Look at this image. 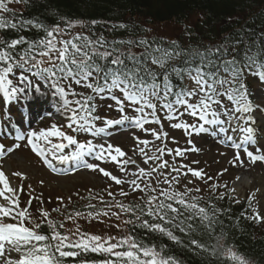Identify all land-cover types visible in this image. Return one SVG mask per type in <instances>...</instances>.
I'll return each mask as SVG.
<instances>
[{"label": "snow or ice", "instance_id": "1", "mask_svg": "<svg viewBox=\"0 0 264 264\" xmlns=\"http://www.w3.org/2000/svg\"><path fill=\"white\" fill-rule=\"evenodd\" d=\"M20 5L24 7H14ZM34 7L36 0H0V137L12 135L15 141L10 146L0 143V159L23 143L53 171V160L61 164L75 162L98 171L117 186L127 184L132 194L141 195L139 202L123 203L107 191L110 200L99 197L103 207L89 203L86 213H74L75 217L97 222H103L100 217L121 220L127 216L122 220L128 227L126 236L89 234L79 227L62 233L59 229L64 224L52 220L48 211L41 208L39 220L32 218L29 208L33 197L27 207H20L23 186H12L0 165V264H67L69 259L72 264H182L174 254H167L168 245L150 243L134 234L136 229L145 235L159 234L197 255L206 253L220 264H250L231 246L221 243L222 231L215 235L217 225H222L220 216L227 210L217 207L212 196L223 200L235 188L209 184L215 178L203 169L177 165L175 160L169 163L164 157L184 158L188 152H198L192 137L210 136L234 150L230 161L233 166L242 162L241 152L252 162L264 161V146L260 144L264 124L257 115L264 117V104L253 100L255 91L248 87L249 77L264 85V30L241 29L212 45L183 46L173 40L165 46L163 41L134 33L127 38L97 33L96 20L88 24L61 16L49 24L40 16L24 15ZM78 27L82 31H75ZM118 29L127 30V25L111 24L106 31ZM49 101H55L59 124L53 122L36 130L14 122L15 105L23 102L31 107ZM102 108L119 113V118L101 115ZM45 115L53 113L47 109ZM163 121L169 128L183 132L188 147H168L169 133ZM150 124L158 128L147 127ZM125 125L152 137L132 136L133 155L142 158L143 167L119 146L96 142L110 129ZM171 142L178 144L175 137ZM87 157L113 163L123 175H114L100 163H89ZM12 175L27 178L19 171ZM189 175L208 185L207 199L200 195L201 188L189 187L194 183L192 179L180 190L182 180ZM219 187L227 192L217 194ZM118 194L127 197L129 192L121 187ZM253 198L254 194L248 197L249 204ZM57 200L62 203L63 198ZM202 200L205 203L201 204ZM242 215L264 222L256 209L251 217L246 212ZM65 219L72 220L73 214ZM45 226L47 234L42 231ZM114 226L120 229L119 224ZM201 229L215 242L206 244L191 238L185 244L176 234L191 237ZM89 253L104 259H87Z\"/></svg>", "mask_w": 264, "mask_h": 264}, {"label": "rangeland", "instance_id": "2", "mask_svg": "<svg viewBox=\"0 0 264 264\" xmlns=\"http://www.w3.org/2000/svg\"><path fill=\"white\" fill-rule=\"evenodd\" d=\"M14 7L21 8V6ZM201 23L202 16L200 14H195L184 24H176L173 22L146 24V37L160 38L168 41L182 40L185 42L187 38L189 39V37H191V32H193L192 29L196 25L201 26ZM75 31H82V29L78 27ZM194 32L197 33V31ZM218 41L219 40L215 43ZM249 80L251 81L249 87L252 91H255L253 100L256 103L264 104V85H260L253 81L251 77H249ZM105 103H111V101H105ZM54 110H56V108ZM100 114H107L109 118L113 119L119 118V113L115 111L106 112V109L103 108L101 109ZM257 115L259 116V114ZM258 118L264 122V117L259 116ZM53 122L59 124L60 119L55 118L54 116L47 120L44 119L38 122L37 125L39 127L36 125L37 130L41 127H49ZM163 123L165 130L169 133L168 147H188L186 138L181 130H173L169 128L167 121H163ZM147 127L158 128L157 125L151 124L147 125ZM133 133L141 139H152L151 136H146L143 132L131 128L130 126H123L121 128L114 127L109 130L108 137L114 146H119L125 153H127V157L135 159L137 163L143 167L142 158L138 154L133 155V149L135 146V141L132 138ZM171 137H175L178 144L172 143ZM80 139H84V137H80ZM192 140L195 147L200 149L198 152H188L184 158H177L174 156H165L164 158L168 160L169 163H172L175 160L177 165L183 163L192 168L203 169L207 176L215 178L214 180L209 181V184H227L229 189L233 188L235 176H244L251 178V180L254 179V183L243 185L239 190H235L234 193L226 195L223 200H218L220 202L225 200L233 204L235 203L236 205L243 204L244 210H248L251 215L253 214V209H256L261 216H264V191L261 190V186H256L257 183L255 182V179L262 178L264 183V167H262L260 162H251V160L241 152L242 162H237L236 166H233L230 163L234 156V150L232 148L224 147L220 143H215V139L210 136H193ZM0 141L5 146L12 145V142L10 143L8 138L1 137ZM260 142V144L264 146V140H260ZM155 143L157 145L160 144L159 141H156ZM221 153H224V155H221ZM4 160L0 162V165H3L4 171L8 176L11 185L17 188L21 185L23 186V192L19 193L20 207H27L29 198H34L31 207L29 208V212L33 219L39 220L40 214L38 210L42 208L50 213V218L52 220L64 224V227L59 229L62 233H68L69 230L74 231L79 227L82 232L101 236L128 235V227L122 223L123 219L128 218L127 216H122L121 220H116L115 217L110 219L108 217H100L99 220L103 222H97L95 219H85L83 217H75L74 215L77 211L86 213L88 209L85 206L89 203L96 205L97 208L103 207L99 203V197L103 196L105 200H110L107 196V191L116 194L115 199L123 203L139 202L138 197L141 193L137 192L132 194L127 184L117 186L98 171H91L82 168L72 170L71 172L62 169L59 173H52L47 169H44L43 166L33 158L28 147H25L24 145L15 150L14 153L6 156ZM193 161H199V163L193 164ZM90 162L100 163L92 159H90ZM100 166L112 172L114 175H123L113 163H100ZM128 167L133 171L135 170L134 165H129ZM223 169H227V171L224 172L223 175H217ZM17 171L24 173L27 178L22 180L20 177L13 176L12 173ZM129 179H131V177H129ZM188 179L194 181L193 184L189 185L190 188L199 187L202 189L200 195H203L205 198L209 196L208 185L202 180H196L190 175L182 180L180 185L181 191H183V184L187 183ZM41 181H43L42 184ZM121 187L129 192L127 197L118 194ZM221 192H227V190L223 187H219L217 189V194ZM192 194L197 195L195 192ZM253 194L254 198L251 201V204H249L248 197ZM229 195L232 197L231 199L229 198ZM90 196L96 198L89 199ZM57 197L63 198L62 203L58 202ZM81 197H83V199ZM213 197L215 199L217 198L216 195H213ZM69 198H71V201H69ZM237 199L240 201L239 203L235 202ZM203 201L204 200L201 202ZM54 208H59L60 211L53 212L52 209ZM70 213L73 214V219L66 220L65 217ZM116 224L120 225L119 230L114 226ZM258 224L261 229L264 228V222ZM28 226L31 227V225Z\"/></svg>", "mask_w": 264, "mask_h": 264}, {"label": "trees", "instance_id": "3", "mask_svg": "<svg viewBox=\"0 0 264 264\" xmlns=\"http://www.w3.org/2000/svg\"><path fill=\"white\" fill-rule=\"evenodd\" d=\"M20 6L21 9L24 7ZM195 14L202 16L201 26L196 25L192 29L191 37L185 42L178 40L180 45H212L217 40L221 41L224 37L234 35L241 29L245 32L264 30V0H36V7L24 13L25 16H40L45 23L49 24L56 23L61 16L72 20H82L88 24L96 20L98 21L95 26L97 33L104 32L109 37L117 38H127L132 33L146 37V24L167 22L184 24ZM119 23L126 24L127 30L118 29L111 33L106 31L111 24ZM147 38L152 40L154 37ZM155 39L163 41L165 46H168L169 41ZM212 202L216 204L218 201L212 197ZM203 203L205 201L201 202ZM216 206L227 210L220 216L222 225L218 224L216 227L215 235L223 232L221 243L231 246L250 264H264V230L259 228L257 222L242 215L245 213L242 206L234 207L226 201ZM42 231L45 233L44 228ZM134 234L150 243L168 245L167 254H174L182 261V264H220L206 253L197 255L188 251L187 248L173 244L166 237H160L159 234L145 235L140 229H136ZM176 234L181 236L185 244H188L191 238L206 244L215 242L214 238L202 229L191 237L178 232ZM87 259L101 260L104 256L89 253ZM67 264H72L71 259Z\"/></svg>", "mask_w": 264, "mask_h": 264}, {"label": "bare ground", "instance_id": "4", "mask_svg": "<svg viewBox=\"0 0 264 264\" xmlns=\"http://www.w3.org/2000/svg\"><path fill=\"white\" fill-rule=\"evenodd\" d=\"M259 122L261 124H264V122H261L260 120H259ZM237 177H239V179H237ZM255 182L257 183L256 186H258V185H259V187L261 186L262 187L261 190L264 191V183L262 181V178L255 179ZM249 183H254V179L251 180V178H248V177L235 176L233 188H235V190H239L243 185H248Z\"/></svg>", "mask_w": 264, "mask_h": 264}]
</instances>
